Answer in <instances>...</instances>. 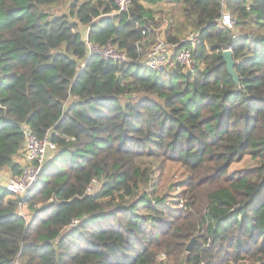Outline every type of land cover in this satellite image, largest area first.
<instances>
[{
    "label": "trees",
    "instance_id": "obj_1",
    "mask_svg": "<svg viewBox=\"0 0 264 264\" xmlns=\"http://www.w3.org/2000/svg\"><path fill=\"white\" fill-rule=\"evenodd\" d=\"M130 1L114 13L113 0H72L52 14L63 0H0V170L20 174L23 124L55 146L22 201L0 185V264H264V0ZM164 1L180 6L165 43L193 50L192 72L138 61ZM77 24L128 60L91 55L79 69ZM141 159L156 162L151 185Z\"/></svg>",
    "mask_w": 264,
    "mask_h": 264
},
{
    "label": "built area",
    "instance_id": "obj_2",
    "mask_svg": "<svg viewBox=\"0 0 264 264\" xmlns=\"http://www.w3.org/2000/svg\"><path fill=\"white\" fill-rule=\"evenodd\" d=\"M113 1L116 5L114 13L127 11L131 2L130 0ZM166 25H168V20L164 18L161 22H158V25L154 26V31L156 32L155 40L146 50L145 54L138 58L139 63L154 71L167 70L171 66L178 64L185 72H192L196 66L193 59V50L181 49L175 53H170L163 34V27ZM219 25L230 30L233 29L234 20L228 10H222ZM196 36L197 33L195 32H187L183 36L182 41L189 42L194 47L197 43ZM83 42L85 44L86 54L81 61L79 69L83 68L84 63L91 55H98L104 60H110L115 63H122L128 60L125 51L119 49L115 44L107 42L99 45L89 40L87 32L83 35ZM173 54L174 56L172 57ZM21 128L24 134L23 152L25 154L24 162L21 165V172L19 175L8 176L3 181L0 175V185L22 199L37 183L40 173L53 155L55 146L49 141L47 136L38 138L31 132L27 125L23 124ZM99 183L100 181L97 179H92L86 188V192L93 194ZM77 222L78 220L74 219L71 225H75Z\"/></svg>",
    "mask_w": 264,
    "mask_h": 264
},
{
    "label": "rangeland",
    "instance_id": "obj_3",
    "mask_svg": "<svg viewBox=\"0 0 264 264\" xmlns=\"http://www.w3.org/2000/svg\"><path fill=\"white\" fill-rule=\"evenodd\" d=\"M71 2H72V0H63V2L60 5L50 7L49 8L50 13H52V14H67L69 12V6H70ZM167 3L168 2H165L164 4L156 5V7H158V9H160V11L157 12V13H155V17H154L155 18V21H157V22L160 21L161 22V20L165 18V19L168 20V23H171V21H173L175 19V17H177L178 15H180V13H179L180 6L179 5H178V8H177L175 6V4L172 3L169 6H167ZM71 20H74V18H71ZM79 26H81V25H79ZM166 26H164L163 29H165ZM79 30L81 32L83 31V29H81V28ZM185 33H187V32H185ZM185 35L186 34H183V36H185ZM23 162L20 163V164L22 165ZM253 163H254L253 160L247 159L245 162H242L241 164H234L231 167V169L233 170V169H238V168H242V167H247L249 165H252ZM139 164H141V165H147V166H149L151 168V170H152L153 173L151 175V181H150L149 184L151 185L152 183H154L156 181V179H157L156 162L154 160H150V159H141L139 161ZM172 170L175 171V168H172ZM0 171H1L0 175H1V180L2 181L5 178H7L8 176H11L12 175L10 172H8L6 170H0ZM0 184H1V182H0ZM172 200L173 199L171 198L170 203L172 202ZM19 211L22 214H26V212H27L26 208L22 204L19 207Z\"/></svg>",
    "mask_w": 264,
    "mask_h": 264
},
{
    "label": "water",
    "instance_id": "obj_4",
    "mask_svg": "<svg viewBox=\"0 0 264 264\" xmlns=\"http://www.w3.org/2000/svg\"><path fill=\"white\" fill-rule=\"evenodd\" d=\"M221 57H222V61L225 63V66H226V70L228 72V74L232 77L233 81L238 84L239 83V77L237 75V73L235 72L234 70V65H235V61L233 59V56H232V52L229 48H225L222 50L221 52ZM22 199L20 198V201ZM195 238L193 237L189 243L187 244L186 246V251H190L192 245H193V242H194Z\"/></svg>",
    "mask_w": 264,
    "mask_h": 264
},
{
    "label": "crops",
    "instance_id": "obj_5",
    "mask_svg": "<svg viewBox=\"0 0 264 264\" xmlns=\"http://www.w3.org/2000/svg\"><path fill=\"white\" fill-rule=\"evenodd\" d=\"M165 2H167V1H164V2H162V3H160V4H164ZM170 4H172L171 2H168L167 3V6H169ZM167 9V8H166ZM72 21H74V22H76V20L74 19V20H72ZM78 25V30L81 28V29H83V31L81 32V33H83L82 35H84L86 32H87V27L86 26H84V25H81V24H77ZM79 25H81V26H79ZM80 31V30H79ZM180 38H181V40L183 39V35L182 36H180ZM168 49H169V51H170V53H172V52H174L173 51V48H170V47H168ZM24 156H25V154L23 153H21L20 155H18L16 158H15V161L16 162H19V163H22L23 161H24ZM0 173H1V171H0Z\"/></svg>",
    "mask_w": 264,
    "mask_h": 264
}]
</instances>
